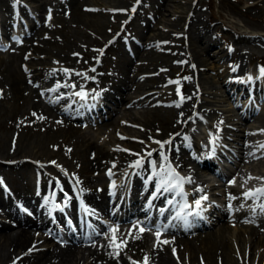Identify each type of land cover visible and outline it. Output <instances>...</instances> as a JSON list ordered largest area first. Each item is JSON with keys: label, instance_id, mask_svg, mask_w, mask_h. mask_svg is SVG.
<instances>
[{"label": "rangeland", "instance_id": "rangeland-1", "mask_svg": "<svg viewBox=\"0 0 264 264\" xmlns=\"http://www.w3.org/2000/svg\"><path fill=\"white\" fill-rule=\"evenodd\" d=\"M98 1L101 2V0H98ZM103 1H104L105 6L109 7L110 9L113 8L115 11H117L119 13L118 17L115 18L114 21L106 18L107 19L106 22H107L109 27L106 28L104 26V28L109 32L108 34H111V35H107L105 38H103V39L107 40L106 43H105L106 40H103L101 38L100 34L98 33L99 31H97V29L94 25L84 24V26H82V25L73 26L72 23H70V20L68 19L66 12H63L62 8L59 6V4L64 2V0L63 1L62 0H54V1L49 0V1H47V4L44 5V7L38 9L39 11L38 10L35 11L33 9L37 5V2H35V1H31V0H8V10H7L8 16L6 15V13H4L0 9V36H1V39L5 40L7 38L6 32L8 30L10 23L13 21V19L15 17H19V19L23 20V22L27 23V24H30L31 21H33L31 23V24H34V26L32 27L33 30L34 29L38 30L42 27H48V31L42 35V37L44 35H46V39L42 38L40 45H42L43 52H41V54H34V53H32V49L31 50L27 49V47L25 46L26 39L28 38L27 36H25V39L22 41L23 45L21 47H18L19 48L18 51L20 52V54H21V52L26 53V55H28V53H31L29 55L33 54L31 57H28V58H30L28 60L33 61V59L35 57H39V59H41L45 62V64L41 63V64H37V66H36V67H40L38 69L43 70V71H41V73L36 78V79H38V80H36L37 83L40 85H45L51 79V74H52V72H54V70H57V69L60 70L61 69L62 66H59V64L54 63L56 61V59H54V57H56V56L53 53L60 51V48H61L62 42H63L62 38H64V36L66 34H68V37L70 38L71 42L72 43L74 42L75 45H78V44L81 46L84 44L87 46L90 45L88 47H89V50L91 52H93L97 55H104L105 59H107L106 64L105 63H104L105 65L103 64L106 67H102V68H100V70L99 69L96 70L97 72L94 70L95 71L94 72L92 70L93 69L92 67H93V64L97 61L94 60V57H93V60H91V58H90V60H87L85 67L87 66L89 69H91V71L93 73L90 71V73L87 76L84 75V78H82L83 77V74H82L83 71H77L76 74L79 77V79L77 76H74L76 74H70L67 76L68 79H66L67 77L65 78V82H64L66 84V86L76 84L78 86L87 87V83L89 82V80L100 81V80L104 79L103 75L105 73L106 74H107V72L112 73L111 71H109L108 67L111 66V64H113V61L111 58H114V55H118L117 54L118 48L114 47L117 44H120V46H119L120 51H122L128 59H132V61L135 63L139 62V59H140L139 56H136V55H133V57L128 56V54L125 52V44L124 43L127 42V40L130 41V39H132V41H133V38L136 41V35L139 33V31L141 29V26L143 24V18H145L144 16L148 13V10L150 8V4H152V2H153V5H154L155 0H142V1L139 0L140 3H138V5L136 6L134 11H133V9H131V3L134 2V0H103ZM184 1H185V3H184ZM137 2H138V0H137ZM163 2L165 3L164 0L159 1L160 4H163V8H165V10H168V13H170L172 15L171 18H172V20H174L172 22L174 25H176V28L175 27L172 28V27L166 25V23H164V22H166V20H163L162 16L155 14L154 16H152L151 20L148 21L144 30L142 31V34L144 35V37H141V39L146 41V38H151L150 44L147 45V50L151 51V54L148 55V58H144V59L142 58V61H144L147 64L151 60L150 58H152L153 61L155 60L153 63L156 62L155 64L158 65L157 66L158 70H156V71H157V73L161 74V78H162V79L160 78L158 80V82L161 81L159 87L154 89L153 87L150 86V78L153 76V74L155 75L156 73L153 72L154 70L153 71H146L144 76L149 77V81H148L146 88L144 89L145 91L143 94H145L144 96H147V95L151 96L150 98L152 99L153 97H156L158 94H160L161 91L167 90V88L169 86L173 90L171 98L168 100V102L164 103L163 105H161V106L159 105V107L157 105L156 106L152 105L153 103H156L154 101L150 102L151 104L148 102H145L144 103L145 105L144 104H142V105L137 104V106L136 105L131 106L130 110H131V116L133 119H131V118L129 119L128 117H125V116L122 117L121 113L119 115L118 112H120L121 109L123 107H125L124 104H119L120 110L118 112H116V114H117V116H120V123L122 125L120 124V125L113 126L114 129L119 130V131L117 130L118 132L116 130H114L115 132H113V130H112L111 132H108V133L100 136L99 133H97V132L99 130H101V128H104V131L107 130V128L109 127V125L107 123H106V125L98 126L97 129H94L93 127L87 129L90 133L95 132V135L89 134L88 132H85L82 130V133H84V135H85L84 137H86L85 139L88 138L89 140H92V141L95 140V143L97 142L96 144H98L100 147H102L104 149L107 148L106 150L110 149L109 151H111V152H124V153H128V154H130V152H131V155H133L132 153H135L133 155V159H132V161H134V162L137 161V159L135 160L136 154L137 155H139V154L147 155L149 149L151 148L150 145H155L156 141L163 142V140H165V139L155 138L154 135H157V132L160 133L162 131V129H164L167 125H169L171 123V121H172L171 110H173V112H175V110H177V109L180 110V108H182L181 106H184V104L186 103V100L188 98L187 94H185L184 91L187 90L188 88H190L189 89L191 92L190 94H192L194 92V90L196 89L195 87H197L196 83L198 80H200V81L207 80V82H209L211 84V86H213V88H216L215 91H217V93L219 95V96L214 95L215 99H218V101H217L218 103L217 102H210L208 104V108L210 110L211 109L217 110L218 113H216L217 114L216 116L225 115L228 117L229 116L235 117L236 119L233 122H236V124H239V119H237V117H239L240 115L238 113H240L242 111V108L244 106H247L249 104V102L246 100V98L240 97L239 95H234L233 97L235 99H232V98L228 99V97L225 96V93L222 92L223 89L221 88V84H220V82L222 81V79L220 80V77L223 76V74L224 75L228 74L227 71L223 73L222 72L223 69L227 68L229 70H232V69H234V67L237 66L236 64H238L237 62H235V58H233L234 53H236V52L238 53V51H240V49H242L241 53H243L245 55L243 57V65H244L243 68L245 70L243 69L241 72H235L234 78H238L237 76H240V75L246 76L248 73L254 74V72H256L257 69H259L260 71H261V69H264V43H263L264 38H261V40L258 41V43L256 44L257 46L254 45V46H251L250 49H247V48H244L242 45H241V47H240V45L239 46L236 45L237 43L240 44V42H236V40H234V38H233L232 31H234V29L231 28L232 29L231 30V29L224 28V27H221L220 25H218V22L222 23L225 26H232L233 25V27L236 26L238 29L245 31V32L249 31V29L251 32H253V30L257 26V28L262 29L264 32V5H263L264 3L262 0H257V1L253 0L252 3L256 2V6H253V5L248 6V3L250 2L249 0H183V2L181 3L182 5L180 4L176 7L173 4H170V3L164 4ZM16 4H17V6H15ZM194 6H196V8H198L197 10L200 12L201 16L202 15L204 16V17L202 16L203 22H204V24L206 23L205 24L206 28L209 30V34L211 36H213V38L217 42V46L219 48L220 47L223 48L224 54H225V56L222 60V62L224 61L223 63L221 62V60H219L220 57L215 56V55H213L212 57L209 58L206 55L196 56L194 54L196 51H194L192 49L191 44L198 43V41H196V35L197 34L193 33L191 30H189V28H190L189 24L187 25V20L189 18V15L186 13L184 14V11H186L188 13L190 10H192V7H194ZM165 10H162V12H164ZM100 11H101V9L98 10V14L100 13ZM12 13H14V14H12ZM103 13L109 14V13H111V11L105 10V11H103ZM31 14H33V18L29 17ZM65 14H66V16H65ZM38 15H39V19H38ZM3 18H4V20H3ZM5 19H7V21H5ZM40 20H43V21H40ZM46 21L48 22V24ZM54 21H56V22H54ZM3 22H4V24H3ZM49 22H51V23L49 24ZM112 22H114L113 25L110 24ZM126 22H129V23H127L129 26L126 25V28H124V25ZM36 23H37V25H36ZM260 24L263 26H261ZM29 26H28V28H29ZM4 27H5V30H4ZM51 28H52V30H51ZM65 28H67V29H65ZM49 30H51V31H49ZM121 31H122V33L120 35V41L115 42L113 44V46H111L109 52L106 53L105 51H103L102 46H100V43L102 42V43H105V45H109L111 43L110 41L113 40L118 33L120 34ZM157 32H158V34H157ZM50 33H51V35H50ZM199 34L204 35V30ZM192 35H194V36H192ZM155 37H156V39H155ZM192 37H194V38H192ZM21 39H23V37ZM40 39H41V37H40ZM39 40L33 41L30 37L28 42H29V44H30V41L39 43ZM137 41H138L137 43H139V40H137ZM81 43H83V44H81ZM208 50H209V53L212 54L217 49H215V47H210ZM138 51L142 52V51H144V48L142 46H140L138 48ZM5 55H6V53H3V56H5ZM17 55H18V61L17 62H19V70L21 69L20 71L22 73L27 74L23 71V69L20 66V63H21L20 61L25 59L24 54H22V57H20L19 54H17ZM185 55H186V57H185ZM246 56H248V57H246ZM96 57H95V59H96ZM117 57H120V54ZM117 57H115V58H117ZM197 57H201L202 59L195 60ZM39 59L35 58V60L37 62H42ZM90 61H93V62H90ZM17 62H16V64H17ZM50 62H53V63H50ZM46 64L50 69L46 66ZM190 64H192L193 66ZM187 65H189V67ZM45 66L47 68H45ZM56 66H59L60 68H58ZM51 67H53V68H51ZM193 67H195V68H193ZM32 70H33V68H32ZM36 72L37 71H32V74H35ZM139 72H138V74H139ZM115 73H116L115 75L122 76L121 72L115 71ZM131 74H134V73L131 72ZM80 75H81V77H80ZM141 75L142 74H139L137 76L138 80H141ZM194 75L196 76V78ZM197 75H198V77H197ZM70 76H71V78H70ZM0 79H1L0 91H1V89L7 90L6 88H8V86H6V84H3L4 81H3L1 76H0ZM76 79H77V82H73V81H76ZM227 80H228V77H227ZM25 81H27V80H25ZM25 84L27 85V87H30V89H31V90L29 89L28 94L26 95L25 103H24V107L27 110L30 107L31 103H38V100L40 101V103H38V104H41L40 106H43L44 103H45L44 105H46L47 104L46 102L48 100L55 103V106H56L59 103V97H62L63 95L66 96V98L70 97V91L68 90V88L62 89L63 91L62 90L61 91L55 90V92L49 91L48 93L46 91H42L41 93H39V92H37L36 86L35 87L29 86L28 82H25ZM23 85H24V83H23ZM192 85H194V88H192ZM263 85H264V82H263ZM149 86L151 87V89L148 90L147 88ZM71 87H73V86H71ZM56 88H58V87H56ZM43 89H44V87L43 88L40 87V90H43ZM177 90H179V91H177ZM123 91L124 90H122L120 92L122 93ZM202 91H203V89H202ZM7 94L10 95L8 92L6 93V95ZM23 94H24V92H23ZM155 94H156V96H155ZM138 95H139L138 93H135L132 96V99L135 98L134 96H138ZM113 96H116L114 92H113ZM163 97H167V96L165 94H163ZM203 97H204V95H203ZM24 98H25V94L22 96L21 100L16 102V104L21 105L23 103L22 101ZM205 98H208V97L205 96ZM4 100H6V99L1 100V97H0L1 103L6 105L7 102H5ZM122 102H124V101H122ZM236 103H238L237 107H236ZM149 104H150V106H148ZM12 107L17 110L15 116H13L12 118H9V116L6 114H3L2 116H0V140L2 138L6 137L5 147H7V149L10 152L16 150L17 147H15V146L18 144L23 149V150H21V152H19V154H20L19 158H21V157H23V158L18 159V160H20V161L22 160L26 163L28 162L27 164L31 168V173L28 174V176L30 178H27V179L25 177H22L21 174L17 173V171L13 172V171H7L5 169L2 170L3 173L5 172L8 175L7 176L8 182L7 181L6 182H7V186L9 187L10 192H11L13 197H18L16 195V193H18V195L21 197L30 194V190L32 191V185L36 186V184H35L36 180H35V177H33V175H35L34 171H36L39 174H43L46 177H49V179L53 182L52 184H55V182H57L58 184H61L60 182H62V179L64 177L63 175H65L69 182L72 183V181H73L78 187H79L78 182H80V180L82 181V179H84V176H86L88 174L92 177L91 183H89V184H93V185H95V187L98 186L97 184H100L99 186L103 187L100 194H101V196H104V200H106L107 193H106V195L102 194V191L104 190L103 185L104 184L106 185L105 176L103 178V174L106 173V171H109V173H111V174L116 173V169H114V170L110 169L111 166L108 164L107 159L100 161L101 165L98 166L96 164L98 162V160L95 159L94 150L93 149H91L90 151L87 150V152H85V154H87V155L84 154V157H86V159H88L89 161H92V163L95 164L96 167L97 166L98 167L96 169L92 170L91 167L81 166V161L78 158V154H79L78 152H79V149H81V148H79L78 144L81 142L75 143L76 140H74L75 137L73 135H67L65 137V136H62L63 133L61 134L60 132H56V133L54 132L55 135L52 138L53 140L48 139V141H47L45 139L43 146L40 147L38 144H36L37 143L36 137H35V135H36L35 129L36 128H35V121H33L34 119L32 118V116L26 114L25 108L22 109L20 107L15 106V105H12ZM238 107L239 108L241 107V109L236 112V110H238ZM258 107L259 106L257 105L256 109H258ZM150 108H151V110H150ZM23 110L25 113L23 112ZM152 110H156V111H152ZM144 111H146V112H144ZM18 112H20L21 114ZM260 112H261L260 109H258L257 114H259ZM31 113L34 114L35 112H31ZM146 113H148V114H146ZM56 114L58 116H61L64 118V116L62 114H60V113H56ZM144 117L149 119V122L151 124H153L154 128L152 127V125H150L152 129H148L147 131L142 132L143 128H141L142 127L141 125H142V121H143ZM189 117L190 116H188L187 118H189ZM13 118H14V120H13ZM122 118H123V120H122ZM216 119H217V117H216ZM221 119L222 118H220L218 121H221ZM50 120H51V116H50ZM107 120H106V122H107ZM215 120L213 122L214 124L216 122ZM232 120H233V118H232ZM246 122L247 123H245V125H244L245 128L242 125H241V128L243 127L244 130L247 128L246 129L247 131L243 130V132L249 133V136L248 137L240 136V138H241L242 143L250 144L252 149H250L249 155L251 154L252 157L249 156L248 159H249V161H252L251 167L257 165V168L256 169L254 168L255 170H250V172L249 171L247 172L246 179L243 182L244 185H242V187H241L244 189H246V186L251 185L253 182L256 183L260 177V174L258 172L264 171V163H263L264 162V149L259 147V144H262V142L264 140V125L262 127H259V128H257V127L254 128L256 123H254L250 118L247 119ZM14 124H15V126L12 127V125H14ZM9 126H11L12 128H10ZM260 128H262V129H260ZM37 129H38V127H37ZM213 129H214L213 127H209V129L207 127L208 131H213ZM153 131H155V132H153ZM147 132L149 135L147 134ZM110 133H111V135H110ZM142 133H143V135H142ZM195 133H196V131H195ZM15 134H17V136ZM96 135H98V136H96ZM152 137H153V139H152ZM229 137L232 140L234 138L232 135H230ZM249 137H250V139H249ZM17 138H19V139H17ZM70 138L72 140H70ZM244 138H246V139H244ZM11 139H12V141H11ZM247 139H248V141H247ZM234 140L233 141L226 140V141H229V143L232 146L226 145L225 143H223V145L225 147H231L232 148L233 145H235V143H236V141H234ZM9 142L13 148L9 146ZM130 142L132 144H135V145L133 147H131L130 145H127ZM174 143L175 142H173V145L171 146L172 148L175 147ZM237 143H240V140H239V142L237 141ZM0 144H1V142H0ZM105 144H108V145H105ZM110 145H111V147H110ZM146 145H148V146H146ZM167 145L169 147V144H167ZM76 146H78V147L76 148ZM129 149H131V150H129ZM36 150H38V152H35ZM92 151H93V153H92ZM164 152H166V151H164ZM40 153H43V154L41 155ZM45 153L50 154V155H48L49 159H46V161H45L46 155H44ZM161 153H163V152H161ZM21 154H22V156H21ZM51 154L53 155V157ZM226 154H229V151H226ZM43 156H44V158H43ZM164 156L167 157V154L164 153ZM98 157L99 156H96V158H98ZM8 159L11 160L12 158L9 157ZM90 159H92V160H90ZM163 159L164 158H161V161ZM0 160H2L1 156H0ZM260 163H262V164H260ZM106 164H107V166H106ZM14 169L18 170L19 167L14 168ZM64 170H66V171H64ZM10 172H13L11 177L9 175ZM257 173H258V175H257ZM57 175H59V176L57 177ZM94 176L96 178H98L100 181L95 180L96 178H94ZM100 176H102V177H100ZM29 179H31V180H29ZM101 181H103V182L101 183ZM116 183H117V181H116ZM28 184H29V187H28ZM26 186H27V189H26ZM95 187H94V190H95ZM97 188H99V187H97ZM78 190L81 192V196L84 197V194L86 193L87 188L81 187V188H78ZM90 192L95 193V194H99V193H97L98 191L97 192L90 191ZM4 195L5 194L0 191V198H3ZM237 206L242 207V204L239 203V204H237ZM243 206H244V203H243ZM259 212L260 211H257V212H255L256 214L255 213L253 214L254 217L252 220L255 223H257V225L258 224L260 225L259 230H261L262 229L261 224L262 225L264 224V217H263V214L260 215ZM94 216H96V215H94ZM104 218H106V217L104 216ZM241 218L242 217L230 221V223H234L233 226H231L229 224V222H227V226H228L227 228L229 230H231V232L233 231L235 233V231L238 228L243 227L240 224L248 223V221H249V220H247L248 218H246V219L243 218L241 220V222L239 223ZM259 219H260V221H259ZM220 222H221L220 220L218 222L215 221V223L213 225H211L210 227L201 228L198 231L202 230L204 232H207L210 229H216L219 226ZM0 223H3L5 225H7V224L11 225V220H9V217L6 216L4 211H0ZM9 228L12 229L13 231H16V229H15L16 227L14 225L10 226ZM243 228H246V227H243ZM227 235L228 234H226V236ZM33 236H34V234H33ZM229 237H231V236H229ZM35 238H37V237H35ZM233 238H231V239L233 240ZM51 247L52 246L49 245L46 248L51 249ZM254 249H255L254 250L255 254H258L259 252L264 254V247L260 248V249H259V247L254 248ZM187 254H188L187 252H184V255L181 254V256H180L177 253L174 255L173 260L181 263L180 261L181 260L184 261L185 257H187V259H188ZM219 254H220V256H219ZM221 254H222V252L217 249V251H215V253L213 255L211 264H220L221 259L218 257H221ZM0 256H2L1 251H0ZM14 257L15 256L9 257L7 259V263L8 262L11 263L12 262L11 260ZM80 257L81 256H79L77 258H80ZM181 257H182V259H181ZM195 257H202V254L197 252V256H195ZM195 257L188 260L189 262L190 261L192 262L189 264H198V263L193 262L195 260ZM86 259H87L86 260V263H87L91 259V257L86 258ZM252 259H254V260H252V264H257L256 262L258 260H260V258L258 256L256 257V255L253 256ZM202 260L204 261V263H202V261H201L199 264H208L204 259H202ZM249 261H250V258H249ZM262 261L264 262V256L262 257ZM75 262H72L71 264H76ZM148 262H149V260H148ZM179 263H177V264H179ZM28 264H30V263H28ZM233 264H238V263H233Z\"/></svg>", "mask_w": 264, "mask_h": 264}, {"label": "bare ground", "instance_id": "bare-ground-1", "mask_svg": "<svg viewBox=\"0 0 264 264\" xmlns=\"http://www.w3.org/2000/svg\"><path fill=\"white\" fill-rule=\"evenodd\" d=\"M31 1L37 2V5L35 6V9L38 10L39 8L44 7L45 3L47 1H49V0H31ZM159 1L160 0H155L154 1V5H153V2H152V4H150V8L148 10V13L144 16L145 18H143V24L141 26V29H140L139 33L136 35V41L128 43V45L130 47V51H128V56H130V57H133V55L139 56V58H140L139 62L135 63V62L132 61V59H128L126 57V55H124V53L122 51H120L119 44H117L114 47L118 48L117 49V54L118 55L120 54V57H117L118 55H114V58H111L112 61H113V64L110 63L111 66H109L108 68L110 70H112V71L121 72L122 76L115 75V76H109L108 78H105V80L102 83H104L107 86V89L102 92V97L101 98H99V99L97 98L98 102L96 104H93L94 102H92L93 101L92 95H88L87 96V100L91 99V103L89 102V106H96L100 111H101L100 104H101L102 99H105L106 103H102L101 106H103L104 104H112V107L110 108V112L111 111H113V112H112L111 115H109V111H107L108 110L107 108H106V110L104 109L105 116H102V113L100 112V121L98 122V124H99L98 126L106 125V123L108 125H112V127L121 124L120 123V116H117V114H116V112H118L120 110L119 104H124L125 105V107H123L121 109V111L118 112L119 115L121 113L122 117L125 116V117H128L129 119L130 118L133 119L132 116H131V110H130L131 106H135V105L137 106V104L142 105L145 102L150 103V102L154 101L156 103H153L152 105L153 106L157 105L159 107V105L160 106L163 105L164 103L168 102V100L171 98L173 90L169 86H168L167 90L161 91L160 94H158L157 96L155 94L156 97H153L152 99L150 98L151 96H148V95L144 96L145 94H143L144 91H145L144 89L146 88V86L148 84V81H149V77H145L144 76L145 72L154 70L153 72L156 73L155 75L153 74V76L150 78V86L153 87L154 89L158 88L159 85H160L161 81L158 82V80L161 78V74L157 73V71H156V70H158L157 69L158 65L155 64L156 62L153 63L155 60L153 61V59L150 58L151 60L149 62L147 61L150 65L148 63H147L148 65H147L144 61H142V58L143 59L144 58H148V55L151 54V51L147 50V45L150 44L151 38H146V41L141 39V37H144V35L142 34V31L144 30V28H145L146 24L148 23V21L151 20L152 16H154L155 14H158L159 16H162L163 20H166V22H164V23H166V25H168V26H170L172 28L173 27L176 28V25H174L173 22H172V21H174L171 18L172 15L170 13H168V10H165V8H163V4H160L161 2L159 3ZM164 1H165V3H170V4L175 5V7L180 5L183 2V0H164ZM249 1L250 2L248 3V6L249 5L256 6V2L252 3L253 0L252 1L249 0ZM262 1L264 3V0H262ZM184 3H185V1H184ZM59 6L62 8L63 12H66L67 17H68V19L70 20V23H72L73 26H76V25L84 26V24L94 25L96 27L97 31H99L98 33L100 34L102 39L105 38L107 35H111V34H108L109 32L104 28V26L106 28L109 27L107 22H106L107 21L106 18H108L109 20H113L114 21V19L117 18L118 15H119V13L117 11H115L113 8L110 9L109 7L105 6L103 0H101V2L98 1V0H65L64 2L60 3ZM0 9L4 13H6V15L8 16V13H7L8 0H0ZM99 9H101L102 12L100 11V13L98 14V10ZM197 9L198 8H196V6H194V7H192V10H190L188 13L186 11H184V14L186 13V14L189 15V18L187 20V25L189 24V27H190V28L188 27L189 30H191L193 33L197 34L196 35V41H198V43L191 44L192 45V49L194 51H196L194 54L196 56H198V55H202V56L206 55L209 58L212 57L213 55H215V56L220 57L219 60H221V62H222V60H223V58L225 56L224 50H223V48H221V47L219 48L217 46V42L215 41L213 36H211L209 34V30L206 28V25H205L206 23L204 24V22H203V18H202L203 15L201 16L200 12ZM105 10L106 11H111V13L104 14L103 11H105ZM162 10H165L166 12L165 11L162 12ZM12 14H14V13H12ZM66 14H65V16H66ZM3 20H4V18H3ZM5 21H7V19H5ZM40 21H43V20H40ZM4 22H3V24H4ZM54 22H56V21H54ZM50 23L51 22H49V24ZM127 23H129V22L125 23L124 28H126V25H128ZM47 24H48V22H47ZM110 24L113 25L114 22H112ZM36 25H37V23H36ZM218 25H220L221 27H224V28H228V29L232 28V29H234V31H232L233 38H234V40H236V42H240V44L237 43L236 45L237 46L240 45V47L242 45L244 48H247V49H250L251 46H254V45L257 46L256 44L258 43V41L261 40V38H264L263 30L257 28V26L253 30V32H251L248 27L247 28L249 29V31L245 32V31H242V30L238 29L236 26L233 27V25L232 26H225V25H223L222 23H219V22H218ZM261 26H263V25H261ZM52 28H51V30H52ZM65 29H67V28H65ZM51 30H49V31H51ZM203 30H204V35L199 34ZM47 31H48V27H42V28H40L38 30H35V29L34 30H30V35L32 36L31 39L33 41H38L40 39V37H41V39L39 40V43L30 41L28 49H32V53L41 54V52H43L42 45H40V44H41L42 38L46 39V35H44L43 37H42V35L44 33H46ZM121 33H122V31L120 32V34L118 33V35L116 36V39L113 42H111L109 45H105L107 40L103 39V40H106L105 43H102V42L100 43V46H102L103 51H105L106 53H107V51L109 52L110 49L108 50V48L113 46V44L115 42H119L120 41ZM157 34H158V32H157ZM50 35H51V33H50ZM192 36H194V35H192ZM156 37H155V39H156ZM192 38H194V37H192ZM62 39H63V42H62V46L60 48V51H58L56 53H53L57 57V58L54 57V59H56V61L54 63H57V64H59V66H62V67H61L60 70L57 69V70H54V72H52L51 79L46 83L47 85H44L46 87H50L51 85H53V87L57 86L58 82L65 80V78L70 73L76 74V71H79V70L87 73L88 69H87V66L85 67V65H86L87 60H90V58H91V60H93V57H94V60L95 61L97 60L100 63L99 67H102L104 62H105L104 55H97V54H95V53H93V52H91L89 50L88 46H90V45L87 46V45L84 44V45H82L83 47L81 45H79V44L75 45L74 42L73 43L71 42L70 38L68 37V34H66L64 36V38H62ZM137 40H139V43H137L138 42ZM81 44H83V43H81ZM140 46H142L144 48V51H142V52L138 51V48ZM210 47H215V49H217V50L214 53L211 54V53H209V50H208ZM241 50L242 49H240V51H238V53L236 52V53L233 54V56H234L233 58H235V61L238 63V64H236L237 67H234V69H232V70L224 68L222 72H226L227 71L228 74L227 75L223 74V76L220 77V80L222 79V81L220 82L221 88L223 89L222 92L225 93V96H227L228 99L233 98V95L236 93L237 85H236V88L234 89L235 86H234L233 82H230L229 79L227 80V77H230V76L233 77V75H231L232 73L241 72L244 69L243 68L244 67V65H243V57L245 55L243 53H241ZM32 55H28L27 57H31ZM95 57H96V59H95ZM115 57H117V58H115ZM185 57H186V55H185ZM246 57H248V56H246ZM35 58L39 59V57H35ZM35 58L33 59V61H30V60H21L20 61L21 62L20 66H21V68L23 70H27V69H32L33 68V70H31V71H37L35 74H31L30 73V75H23V73L20 71L21 69L19 70V62H17L18 61V55L17 54H7L6 58L2 57V55L0 54V76L2 77V79L4 81L3 84H6V86H8V88H6L7 90L4 89V91H8V93L10 94V95H8V94L6 95L7 92H1L0 93L1 100L2 99H6V100L8 99L7 101L4 100L5 102H7L6 105L1 103V101H0V116H2L3 114L8 115L9 118H12L13 116H15L17 110L14 109L12 107V105L20 107L22 109L25 108L24 107V103H25V100H26V95L28 94V91L30 89V87H27V85L25 84V82H27L25 80H27L29 78L30 79L33 78V80H38L36 78L41 73V71H43V70L42 69H38L40 67H36V66H37V64H41V63L45 64V62L43 60L39 59L42 62H37L36 61L37 59L35 60ZM28 59H30V58H28ZM199 59H202V58L201 57H197L195 60H199ZM16 62H17V64H16ZM90 62H93V61H90ZM50 63H53V62H50ZM190 65H192V64H190ZM46 66H47V64H46ZM46 66H45V68L48 67V66L47 67ZM59 66H56V67L60 68ZM187 66L189 67V65H187ZM51 68H53V67H51ZM193 68H195V67H193ZM130 71L133 72L134 74H131ZM138 72H139V74H142L141 75V80H138V77H137L139 75ZM71 76H70V78H71ZM74 76H77V74L74 75ZM234 76H235V74H234ZM80 77H81V75H80ZM197 77H198V75H197ZM195 78H196V76H195ZM78 79H79V77H78ZM33 80H32V82H33ZM0 81H1V79H0ZM76 81H77V79H76ZM23 83H24V85H23ZM196 84H197V87H195L196 89L194 90V92L192 94H190L191 93L190 90H189L190 88H188L187 90L184 91V93L187 94V97H188L187 100H186V103L184 104V106H181L182 108L179 107L180 110L177 109V110H175V112H173V110H171V116H172L171 123L169 125H167L164 129H162V131L160 133L157 132V135H154L155 138H158V139L159 138L162 139L163 137H168V138L170 137V138H172V140H174L176 142L177 151L175 153L172 152L171 151V147H170V150H169L168 154H169V157L174 159L175 162H177L179 164V166L182 167V168L181 167L180 168L183 169V170H184V163H183V157H182L183 152H185L186 147H188V146L195 147L199 143V141L196 140L197 137L195 139L194 131H192L189 128L190 127L189 124L184 122L185 119H186V116L191 114V113H194L195 117H197V116L199 117L200 115H205V114H207V115L210 114L211 116L214 117L215 114L209 113V109H207L206 107H207V105L210 102H217L218 101V99H215V97H214V95H218L217 91H215L216 88H213V86H211V84L209 82H207V80H205V81L198 80ZM150 86L147 88L148 90L151 89ZM59 87L65 89V85L64 84L60 85ZM192 88H194V85H192ZM202 89H203V91H202ZM122 90H124V91L121 93L120 91H122ZM239 91L241 92V93L238 92L240 96L246 94L243 89H239ZM23 92L25 94V98L22 101L23 103L21 105H18V104H16V102H18L19 100L22 99V96L24 95ZM53 92H55V91H53ZM113 92L115 93L116 96H113ZM261 92H262L261 89H259L257 86H254L251 89L250 93L248 94L249 97H250V101H252L253 103H257L259 105L258 109H260L261 112L259 114H257V111L254 109V107L251 108L250 106H248V107L246 106L245 111H243L244 113H242V115H241V118H240L241 121H240L239 125H234L233 122L230 121L231 117H226V119L224 120L225 123H226V126L224 127V133H223V138L224 139H227V134L228 135L229 134L230 135H235L236 139L234 141H236V140L239 141V137L240 136L248 137L249 133H245V132H243V130L245 128L244 125H245V123H247L246 121L249 118L254 123H256L254 128H256V127L259 128V127H262L264 125V99H263V96H261V94H260ZM82 93H84V92H82ZM135 93H138L139 95L138 96H134L135 98L132 99V96ZM163 94H165L167 97H163ZM84 95H86V94L84 93ZM203 95H204V97H203ZM205 96L208 97V98H205ZM122 101H124V102H122ZM38 103H40L39 100H38ZM38 103H31L30 107L29 108L27 107L29 111L26 108L25 109H26V114L32 116V118L34 119L33 121H35V128H36L35 129V131H36L35 137H36V141H37L36 144H38L40 147L43 146V143H44L45 139L48 141V139H52L53 138V136L55 135L54 132L55 133L56 132H60L61 134L63 133L62 136H65V137L67 135H73L75 137L74 140H76L75 143L76 142L77 143L81 142V143L78 144L79 148H81V149H79V152H78L79 153L78 154V158L81 161V166L91 167L92 170H93V169H96L98 166H100L101 165L100 161H103L104 159L105 160L107 159L111 166H116V167L126 166V164L131 161V155H129V154H125L123 152L106 151V150H104V148L100 147L99 145L95 144L94 142H91V140L85 139L86 137H84L85 136L84 133H82V131H79V128L74 127V124L71 121L73 119L71 117V114L66 113L67 114V116H66L67 118H63V117L58 116L57 114H55L52 107H48L47 106V108H45L44 107V104H45L44 102H43L44 103L43 106H40L41 104H38ZM150 104L148 106H150ZM106 106H108V105H106ZM150 110H151V108H150ZM152 111H156V110H152ZM20 112H18V113H20ZM23 112H24V110H23ZM31 112H35V114H33ZM144 112H146V111H144ZM146 114H148V113H146ZM50 116H51V120H50ZM104 119H108V120H107L106 123L103 124L102 120H104ZM13 120H14V118H13ZM122 120H123V118H122ZM198 120H200V119H198ZM233 120H235V119H233ZM150 125H152V127H153V124H151L149 122V119L144 117L143 121H142V125H141L142 126L141 128H143L142 132L147 131L148 129H152ZM241 125L244 128L243 127L241 128ZM9 127L12 128L11 126H9ZM37 127H38V129H37ZM101 129L104 131V128H101ZM185 129L188 132L187 138H188L189 142L188 143H183V141H182L181 143H177V137H179L180 134L183 131H185ZM260 129H262V128H260ZM113 132H115V131H113ZM153 132H155V131H153ZM17 134H15V135L17 136ZM147 134H148V132H147ZM110 135H111V133H110ZM142 135H143V133H142ZM17 139H19V138H17ZM152 139H153V137H152ZM244 139H246V138H244ZM249 139H250V137H249ZM70 140H72V139L70 138ZM11 141H12V139H11ZM247 141H248V139H247ZM0 142H1V144H0V156L2 157V160H0V171H2V169H4V168H8V171H13L14 168H18L19 167V169H18L19 173L20 174L24 173L23 176L26 177V179L30 178L28 176V174L30 173L31 168H30V166L26 165L25 163H20L18 161H16V162L12 161L13 163L12 162H8L9 164H5L4 163L5 159H8L9 157H11L12 159L19 158L20 157L19 152H21V150H23V149L17 144L15 146V147H17L16 150L10 152L7 149V147H5L6 137L2 138L0 140ZM184 144H187L188 146H186V145L184 146ZM105 145H108V144H105ZM127 145H130L131 147H133L135 144H132L130 142ZM78 146H76V148ZM146 146H148V145H146ZM110 147H111V145H110ZM192 147H189V148H192ZM91 149L94 150L95 159L98 160V162L96 163L98 165L97 167L95 166V164L92 163V161H89L88 159H86V157H84L85 152H87V150L90 151ZM249 149H250V145L248 143H247V145H243V146L238 145L236 147V153H234V155L232 156V167H236L240 163V165H241L240 167H245L246 169L251 168L252 163L250 161H241V155L242 156H246ZM129 150H131V149H129ZM155 151L156 150H154V152ZM35 152H38V150H36ZM92 153H93V151H92ZM40 154L42 155L43 153H40ZM44 155H46L45 156V160L49 159L48 155H50V154L45 153ZM85 155H87V154H85ZM21 156H22V154H21ZM96 156H99V157L96 158ZM52 157H53V155H52ZM43 158H44V156H43ZM90 160H92V159H90ZM205 163L206 164L207 163L211 164V162H209V161H206ZM260 164H262V163H260ZM106 166H107V164H106ZM204 166L206 167L205 164H204ZM213 167L214 166L212 165V168ZM184 171H185V173L191 174L192 176H194L196 178H198L199 176L203 175L202 174L203 171H198V169H187V170H184ZM225 172L231 173V171L229 169H227ZM5 175H7V173ZM221 175L223 176L224 174H221ZM261 175L263 176L264 174L262 173ZM58 176L59 175H57V177ZM100 177H102V176H100ZM94 178H96V177L94 176ZM90 179L91 178H90L89 175L85 176V181L87 183L90 182ZM29 180H31V179H29ZM95 180H99V179L96 178ZM101 182H103V181H101ZM97 185L99 186L100 184H97ZM211 187H212V189H214L215 185H211ZM228 189H229L228 191H230V192L234 191V189L232 187L228 188ZM88 199L91 200L92 202L96 203V204H102L105 201V200H102L104 198L100 197V194L89 195ZM5 203H6L5 201L0 199V206L3 208V210H4V207H5ZM223 217H225V215L223 216L222 212L220 211V215L216 218V220H217V222L219 220L222 221V222L219 223V227L218 228H216L214 230H211V231H208V232L196 233L194 236L187 238V240L181 239L180 241H176V240L170 239V241L172 243H174V245H172V246H174L178 250V252L180 254H184V252H187L188 253L187 254L188 255V259L186 258L187 260L192 259L193 257L197 256V252L201 253L203 258L202 257H195V260L194 261L192 260L194 263H198V264L201 261H202V263H204V261L202 259H204L208 264H211L213 255H214L215 251H217V249L222 252L221 257H218V258L221 259V263L222 264L223 263L224 264H233V263L252 264V260H254L252 258L255 255H256V257L258 256L260 258V260H258L256 263L257 264H264V262L262 261V257L264 256V254L261 253V252H259L258 254H255V252H254V250H255L254 248H258L259 247V249H260V248L264 247V234H260L255 229L254 226H250V227H246V228H239L236 231L235 235L229 234L228 233L229 229L226 227L225 220L222 219ZM259 221H260V219H259ZM13 222L15 223L16 226H18L16 231H11L9 226L0 224V251H1V255H2V256H0V264H8V263L9 264H25V263L26 264H28V263H30V264H71L73 261H76V259L78 261L80 259L82 260V257L77 258V256L75 255L76 253H78L76 251V248L74 246H72V245H69V244H67L65 246H62V247L61 246L60 247L52 246L51 249L50 248L49 249L48 248H45V249L41 248V246L38 245V244H40V242H39L40 240L33 236L34 232L32 230H34L35 226L31 225V223L29 222V220L27 218H25V217L23 218V217L14 215L13 216ZM259 226L260 225L258 224V227ZM261 227H262V224H261ZM226 234H228V235L226 236ZM229 236H231V237H229ZM231 238H233V240ZM177 246L179 248H181V247L182 248L178 249ZM28 248L32 249V251L31 252L30 251L29 252L26 251ZM12 256H15L11 260L12 262L11 263L10 262L7 263V259L9 257H12ZM154 256L157 259V261H156L157 264H173V261H172L170 255H169L168 251L167 252H160L159 255L154 254ZM219 256H220V254H219ZM103 258L105 260L103 264H105V263L106 264H114V262L111 261L110 259H106V256H103ZM249 258H250V261H249ZM181 259H182V257H181ZM86 264H96V263L88 262Z\"/></svg>", "mask_w": 264, "mask_h": 264}, {"label": "snow or ice", "instance_id": "snow-or-ice-1", "mask_svg": "<svg viewBox=\"0 0 264 264\" xmlns=\"http://www.w3.org/2000/svg\"><path fill=\"white\" fill-rule=\"evenodd\" d=\"M138 2H139V0H138ZM134 10L135 9H133V11ZM261 74L264 75V69H261ZM57 87H59V85ZM53 91H55V89H53ZM177 91H179V90H177ZM76 95H79L81 97V99L84 98V93H82V92L76 93ZM156 143H160V142L157 141ZM161 147H163V144H161ZM260 147L262 149H264V145H260ZM148 155H151V153H148ZM140 163H141V161L138 160V161H136L134 166L139 167ZM158 175H161V174H158ZM174 180L179 181V182L173 183ZM182 183H183V181L180 180L179 177H177L176 173L173 170H171L170 168H168L166 170V175H161V179L158 181L157 191L163 190V191L167 192V191H170L171 189H174V188H180ZM245 195H246V197H251L253 195H264V189H258L256 193L250 192V193H246ZM203 199H206V197H202L200 200L195 201V205L197 208H199L201 206V200H203ZM140 231L143 232L144 229L141 228ZM113 232H115V229H113ZM156 235H157V239L159 240V236L161 235L159 230H157ZM115 243H116V241L113 238L112 244H115ZM120 243H126V242L121 241ZM163 243H167V241H163ZM110 246H112V245L110 244ZM117 246H119V245H117ZM117 255H118V253H117ZM144 264H148V257H145Z\"/></svg>", "mask_w": 264, "mask_h": 264}]
</instances>
